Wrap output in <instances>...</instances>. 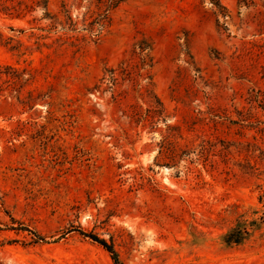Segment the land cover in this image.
<instances>
[{
    "label": "rangeland",
    "instance_id": "rangeland-1",
    "mask_svg": "<svg viewBox=\"0 0 264 264\" xmlns=\"http://www.w3.org/2000/svg\"><path fill=\"white\" fill-rule=\"evenodd\" d=\"M264 264V0H0V264Z\"/></svg>",
    "mask_w": 264,
    "mask_h": 264
},
{
    "label": "trees",
    "instance_id": "trees-1",
    "mask_svg": "<svg viewBox=\"0 0 264 264\" xmlns=\"http://www.w3.org/2000/svg\"><path fill=\"white\" fill-rule=\"evenodd\" d=\"M82 235H84L85 237L89 238L92 242L98 244L99 246H101L111 257L112 261L114 264H120L119 260H118V256L116 254V252L114 251L113 247L106 243L104 240L99 239L97 236L95 235H85L83 233H81Z\"/></svg>",
    "mask_w": 264,
    "mask_h": 264
}]
</instances>
